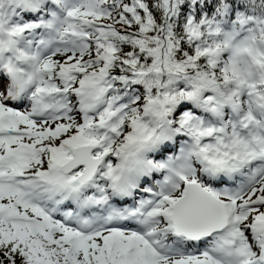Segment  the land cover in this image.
<instances>
[{"label": "snow or ice", "instance_id": "obj_1", "mask_svg": "<svg viewBox=\"0 0 264 264\" xmlns=\"http://www.w3.org/2000/svg\"><path fill=\"white\" fill-rule=\"evenodd\" d=\"M0 264H264V0H0Z\"/></svg>", "mask_w": 264, "mask_h": 264}]
</instances>
